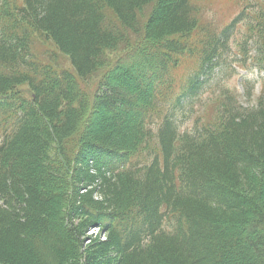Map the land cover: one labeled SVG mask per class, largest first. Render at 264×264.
<instances>
[{
	"label": "trees",
	"instance_id": "16d2710c",
	"mask_svg": "<svg viewBox=\"0 0 264 264\" xmlns=\"http://www.w3.org/2000/svg\"><path fill=\"white\" fill-rule=\"evenodd\" d=\"M241 9L193 39L191 0H0V264H264V89L182 131L232 60L264 74Z\"/></svg>",
	"mask_w": 264,
	"mask_h": 264
},
{
	"label": "rangeland",
	"instance_id": "374dc122",
	"mask_svg": "<svg viewBox=\"0 0 264 264\" xmlns=\"http://www.w3.org/2000/svg\"><path fill=\"white\" fill-rule=\"evenodd\" d=\"M193 5L197 9V17L200 22V29L197 33L194 34L193 39L200 36L203 37L204 31L206 29L211 30L210 28H222L227 25L232 19H234L240 12L243 4L248 2L249 0H191ZM255 3L260 5H264V0H254ZM148 14V12H146ZM148 17V16H147ZM147 17L145 19H147ZM244 31V29H242ZM192 39V41H193ZM135 40L131 39V45ZM191 41V43H192ZM239 40L234 39L232 46L230 47L231 52L234 57L241 54V51L238 47ZM134 44V43H133ZM192 46V44H191ZM44 52L50 53V47L47 44H37L36 54L39 56L43 55ZM42 56L41 60L47 62V58ZM120 54H112L108 57L110 60V66H114L115 62L119 61ZM185 60L182 62V66L180 69H177L175 72V77L179 81H185L190 74H193L196 70L197 61L193 58H184ZM239 63L234 62L232 60L231 68L228 72L220 75L218 78L219 84H215L211 88H207L204 91L202 97L195 103V107L191 113V119L187 123L182 126L183 130H191L197 123L200 125H210L214 123L221 112V106L223 101L225 100L226 95L232 96L236 99L238 103H241L243 107H252L256 104L259 96L263 93L264 89V76L261 75L255 69L253 63L243 61L238 58ZM246 62V63H244ZM59 64L65 68H68V60L61 57L59 60ZM251 71V72H249ZM104 71L101 72L95 79L90 80L89 82L83 85L84 90L87 93L92 94L98 85V80L101 75H103ZM216 82V83H218ZM252 85L254 89L252 90L253 96L251 99L246 97L247 87ZM120 113V111H119ZM121 114V113H120ZM100 115V114H99ZM76 147V146H75ZM88 236L96 239L99 236V232L97 229H91L88 233ZM87 242L86 244H88Z\"/></svg>",
	"mask_w": 264,
	"mask_h": 264
}]
</instances>
